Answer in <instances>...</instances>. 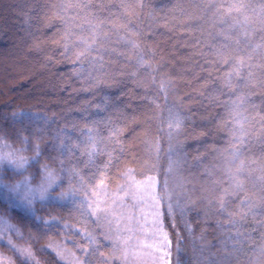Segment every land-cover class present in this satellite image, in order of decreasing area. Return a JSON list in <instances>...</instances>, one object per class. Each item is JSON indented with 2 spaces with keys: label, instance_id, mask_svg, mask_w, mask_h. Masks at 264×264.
<instances>
[{
  "label": "snow or ice",
  "instance_id": "1",
  "mask_svg": "<svg viewBox=\"0 0 264 264\" xmlns=\"http://www.w3.org/2000/svg\"><path fill=\"white\" fill-rule=\"evenodd\" d=\"M138 6L142 8L143 4ZM54 7L63 23L62 34L55 42L66 58L75 56L73 71L77 79L87 77L88 88L104 84L96 73L105 66L113 36L115 43L126 46L122 54L136 53L140 68L160 71L152 67L132 38L140 33L125 16L133 12L134 5L123 0L111 6L103 0H62ZM194 8L200 19L211 23L204 42L207 50L201 51L204 65L216 70L214 81H222V88L227 90L221 103L229 137L219 152L220 164L207 173L220 174L211 180L213 187L209 190L218 193V198L200 197L216 208L221 238L218 243L206 242V235L196 237L187 227L194 253L192 264H232V257L243 253L246 244L251 252L249 264H264V244L255 243L256 233L264 239V108L256 111L252 100L256 89H264V0H200ZM42 42L41 36L33 34L37 51L42 50ZM84 62L91 70L83 68ZM159 87L165 92L166 82L161 81ZM117 107L108 97H101L80 109V119L64 116L62 123L21 109L11 115V130L0 126V204L7 206L9 214L25 209L35 232L25 240L21 229L0 213V246L7 247L21 264H41L32 245L43 238L49 242L39 251L53 253L57 264H173V245L175 264H182L183 237L175 233L173 241L164 230V221L171 219L175 227L176 214L186 215L192 199L188 193H195L196 188H184L180 194L169 188L167 178L162 184L158 176L137 179L135 169L126 168L118 177L121 183L112 190L106 178L110 169L117 168L124 151L122 146L117 147L122 129L112 119V110ZM101 113L106 115L100 117ZM166 119L168 129L182 127L180 113L169 109ZM168 135L171 137L172 132ZM46 136L51 141L47 157L41 147ZM8 141H18L21 147L13 148ZM28 151L34 154L24 155ZM152 151L149 148V157ZM154 151L158 159V143ZM178 151L169 147V173L174 170L176 161L172 157ZM42 158L55 166L41 163ZM56 207L66 210L75 224L48 211ZM249 218L254 222L250 230L246 227ZM13 236L25 240L27 247H19ZM53 236L60 240H52ZM0 264L13 262L0 256Z\"/></svg>",
  "mask_w": 264,
  "mask_h": 264
},
{
  "label": "trees",
  "instance_id": "2",
  "mask_svg": "<svg viewBox=\"0 0 264 264\" xmlns=\"http://www.w3.org/2000/svg\"><path fill=\"white\" fill-rule=\"evenodd\" d=\"M61 2L0 0V126L11 130V115L13 111L21 109L47 115L62 123L61 117L64 116L80 119V109L89 101L94 103L105 96L114 101L118 107L112 110L115 113L112 119L122 129L121 143L117 147L122 146L124 151L117 168L109 170L106 183L114 190L121 183L118 177L126 168H134L138 174L137 179L153 172L150 165L162 169L170 161L167 153L169 147L178 148L179 151L172 157L176 161L173 172L166 176L162 169L157 176L161 184L165 178L169 179V188L180 194L184 188H196L195 193H188L192 199L188 203L186 215L181 217L179 213L176 214L175 227L171 219L164 221L165 230L173 241L176 239L175 233L183 237L180 253L182 264H192L194 253L187 227L193 230L196 237L202 233L206 235V242L218 243L221 238L217 228L216 208L200 197L208 196L213 201L218 198V193L213 194L209 190L213 187L211 180L218 179L220 174L208 176L207 173L214 171V166L220 164L219 152L226 147L229 137L223 123L226 113L221 103L225 98L222 93L227 90L222 88V81H214L216 70L204 65L205 57L201 51L207 50L204 42L208 40L211 23L200 19L199 11L194 8V4L200 3V0H123L125 4L135 6L133 12L125 16V20L130 21L140 33L132 38L138 41L140 50L152 67H158L160 71L151 72L140 68L136 53L122 54L126 46L115 43L116 37L113 36L109 51L105 54V66L96 73L104 80V84L96 88H88L87 77L84 80L77 79L73 71L75 56L66 58L61 46L55 42L62 34L63 23L55 15L57 9L54 6ZM97 2L93 0V3ZM103 3L118 5L121 0H103ZM138 3H142L143 7H139ZM120 31L124 32L123 29ZM33 34L42 38L41 51L33 46ZM111 48L116 51H111ZM37 64L42 70L20 83L19 74L27 71L29 65ZM83 68L91 70L87 62H84ZM7 77L13 79L10 88L3 85ZM161 81L166 82L165 92L160 91ZM252 100L256 111L264 108V89H256ZM169 109L180 113L183 119L179 130L167 127ZM92 111L95 112V109ZM104 115L101 113L100 117ZM51 127L55 128V125ZM169 131L172 132L171 137ZM8 143L13 148L21 147L18 141ZM35 143L33 140V147ZM50 143L47 136L41 141L45 157L50 153ZM157 143L162 147L161 157L157 159L153 153L149 157V148ZM33 154L32 151L24 153L28 157ZM44 162L55 166L51 160L42 158L41 163ZM251 175L254 177L257 173ZM48 211L75 224L74 218L60 207ZM0 213L21 229L25 240L30 235L35 236L29 226L30 216L25 209L19 208L9 214L7 206L0 204ZM253 223L249 218L246 227L250 230ZM255 236L257 246L264 244L261 234L256 233ZM51 239L58 241L60 237L53 236ZM25 240L13 236V241L19 247H27ZM48 242V238L35 241L33 251L41 264H57L53 253L39 251ZM213 252L222 257L215 249ZM0 256L9 258L13 264H21L20 259L7 247L0 246ZM250 256L246 244L243 253L232 257V264H249Z\"/></svg>",
  "mask_w": 264,
  "mask_h": 264
},
{
  "label": "rangeland",
  "instance_id": "3",
  "mask_svg": "<svg viewBox=\"0 0 264 264\" xmlns=\"http://www.w3.org/2000/svg\"><path fill=\"white\" fill-rule=\"evenodd\" d=\"M28 67L29 68H28L27 71L23 72L22 74H19L20 77H18V80L20 81V83H24L25 82L24 80H28L29 78L34 77V75L36 74V72H38V70H40V69L42 70V67L38 66V64L37 65H31V66L29 65ZM12 82H13V79H10V77H7V78H4L3 85H5V87L10 88V84H12ZM154 146L152 148L153 149L152 153L155 156V158H157L156 154H155V151H154ZM159 148H160V151H159V158H160L161 157L162 147L159 145ZM167 153L169 154V150L167 151ZM169 163H170V161L168 162V164L164 168H162V169H164V172H165L166 176H169V172L167 171L168 167H169ZM149 168H151L153 172L146 173V174L142 175L139 179H144V178H146L149 175L157 176L158 172H160L162 170V169H160L157 166L155 167V165H150ZM168 181H169V179H168ZM150 224H151V217H149V225ZM164 230H165V227H164ZM158 264H164V262L163 261H158Z\"/></svg>",
  "mask_w": 264,
  "mask_h": 264
}]
</instances>
